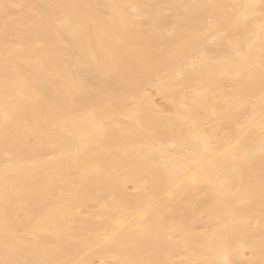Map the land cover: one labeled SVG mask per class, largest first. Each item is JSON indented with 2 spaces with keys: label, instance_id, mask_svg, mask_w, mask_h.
<instances>
[{
  "label": "bare ground",
  "instance_id": "obj_1",
  "mask_svg": "<svg viewBox=\"0 0 264 264\" xmlns=\"http://www.w3.org/2000/svg\"><path fill=\"white\" fill-rule=\"evenodd\" d=\"M249 3L0 0V260L264 264Z\"/></svg>",
  "mask_w": 264,
  "mask_h": 264
},
{
  "label": "snow or ice",
  "instance_id": "obj_2",
  "mask_svg": "<svg viewBox=\"0 0 264 264\" xmlns=\"http://www.w3.org/2000/svg\"><path fill=\"white\" fill-rule=\"evenodd\" d=\"M259 7L261 9V13L264 14V0H259V4L256 3H249L242 5L241 7L245 9H255L256 7ZM244 19H247V16L243 17ZM261 30L264 31V23L261 24ZM260 83H261V90H262V101H264V49H262V60H261V71H260ZM231 107L236 108H242L245 106V99L242 94H238L233 97L232 101L230 102ZM227 111V110H226ZM12 117L10 114L5 113L3 117V122L0 123V128L6 127L9 123H11ZM261 137H262V145H264V124H262L261 127ZM237 146L239 145V141L236 142ZM264 150V148H262ZM0 264H43V262L39 261H19V260H12V259H3L0 260ZM47 264H60V262L57 261H48ZM132 264H135V262H132ZM225 264H227V261H225Z\"/></svg>",
  "mask_w": 264,
  "mask_h": 264
},
{
  "label": "rangeland",
  "instance_id": "obj_3",
  "mask_svg": "<svg viewBox=\"0 0 264 264\" xmlns=\"http://www.w3.org/2000/svg\"><path fill=\"white\" fill-rule=\"evenodd\" d=\"M156 100H158V102H160L159 97H156ZM161 102H162V101H161Z\"/></svg>",
  "mask_w": 264,
  "mask_h": 264
}]
</instances>
